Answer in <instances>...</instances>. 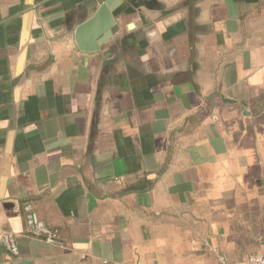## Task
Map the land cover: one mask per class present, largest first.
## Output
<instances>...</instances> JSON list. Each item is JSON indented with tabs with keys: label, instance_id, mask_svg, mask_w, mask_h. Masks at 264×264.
I'll return each instance as SVG.
<instances>
[{
	"label": "crops",
	"instance_id": "1",
	"mask_svg": "<svg viewBox=\"0 0 264 264\" xmlns=\"http://www.w3.org/2000/svg\"><path fill=\"white\" fill-rule=\"evenodd\" d=\"M0 0V264L264 254V0ZM132 2V3H131ZM87 34L94 36V28ZM29 206L58 234L31 235Z\"/></svg>",
	"mask_w": 264,
	"mask_h": 264
},
{
	"label": "water",
	"instance_id": "2",
	"mask_svg": "<svg viewBox=\"0 0 264 264\" xmlns=\"http://www.w3.org/2000/svg\"><path fill=\"white\" fill-rule=\"evenodd\" d=\"M132 3V2H131ZM134 8L124 0H112L102 2L96 12L88 21L80 25L75 31V40L82 50L97 49L99 44L106 41L118 28L121 14H130ZM89 28H94V36L90 38L87 34Z\"/></svg>",
	"mask_w": 264,
	"mask_h": 264
},
{
	"label": "built area",
	"instance_id": "3",
	"mask_svg": "<svg viewBox=\"0 0 264 264\" xmlns=\"http://www.w3.org/2000/svg\"><path fill=\"white\" fill-rule=\"evenodd\" d=\"M29 211L28 220L30 224L31 235L35 237L43 238L46 242L56 243L58 242V234L56 231L50 229L37 215L32 211L29 206L26 207ZM0 244L12 253H17V244L15 235L7 230H0ZM219 264H233L228 260L224 254L218 255ZM249 264H264V254L252 255L248 257Z\"/></svg>",
	"mask_w": 264,
	"mask_h": 264
}]
</instances>
